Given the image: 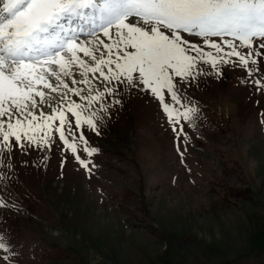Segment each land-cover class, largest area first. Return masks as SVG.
Masks as SVG:
<instances>
[{"label": "rangeland", "instance_id": "obj_1", "mask_svg": "<svg viewBox=\"0 0 264 264\" xmlns=\"http://www.w3.org/2000/svg\"><path fill=\"white\" fill-rule=\"evenodd\" d=\"M61 23L90 27L84 21ZM78 34L81 41L93 39ZM213 39L219 42L220 38ZM199 46L216 56L211 47ZM254 58L259 71L249 76L235 56L226 57L233 63L218 68L205 56L208 62H199V77L182 89L190 98L188 107L199 112L179 123H169L159 102L137 90L124 89L120 104L114 100L121 97L105 95L102 102L110 105L105 110L100 102L89 106L71 92L57 104L51 100L59 99L57 93L37 85L48 93L45 98L53 107L71 118L73 135L83 133L87 146L97 151L88 155L76 139L74 155L56 131L59 119L42 121L38 112L37 126L28 131L35 142L23 139V132L19 143L10 138V149L0 140V205H7L0 206V243L7 248H0V264H252L264 260V87L254 83L264 77V57ZM74 75L79 79L78 71ZM91 84L92 95L116 86L103 78ZM70 86L88 95L86 85ZM166 99L173 109L187 111L184 101L177 105ZM73 100L84 106L77 110L82 121L78 129L67 111ZM40 110L51 114L47 105ZM86 119L96 124L95 131L83 123ZM65 136L72 142L67 131ZM224 184L239 192L223 197ZM125 187L133 193L122 201L123 207H116L112 197ZM245 189L247 194L241 195ZM143 225L153 226L154 232Z\"/></svg>", "mask_w": 264, "mask_h": 264}, {"label": "snow or ice", "instance_id": "obj_2", "mask_svg": "<svg viewBox=\"0 0 264 264\" xmlns=\"http://www.w3.org/2000/svg\"><path fill=\"white\" fill-rule=\"evenodd\" d=\"M64 20L69 24L84 21L90 27H66L61 23ZM80 32L93 39L81 41ZM189 37L199 40L193 42ZM213 38H220L219 42ZM200 43L214 49L216 56L206 53ZM241 48L248 51L242 53ZM261 49L264 0H0V140L10 149V138L19 143L23 132V139L35 142L28 131L37 126L34 122L38 112L42 121L59 119L56 131L74 155L76 139L85 145L83 151L91 155L97 149L87 146L83 133L73 135L71 118L53 107L45 98L48 93L37 85L57 93L58 100L51 97L57 104L71 92L89 106L100 102L105 110L110 107L102 102L105 95L121 97L114 100L120 104L124 89L137 90L159 102L169 123H179V119L189 120L199 112L188 107L190 98L183 95L182 89L199 77V62H208L205 56L210 57L213 68L233 63L226 57L235 56L238 65L251 76L259 71L254 57H264ZM76 71L79 79L74 75ZM98 78L109 84L116 82L115 88L107 87L92 95L95 89L91 82ZM261 80L264 77L254 83L264 87ZM70 84L86 85L88 95ZM166 96L177 105L184 101L182 107L187 111L173 109ZM42 105H47L51 114L40 110ZM83 107L74 100L67 106L77 129L82 123L77 110ZM173 111L177 112L176 117L172 116ZM66 123L65 131L72 136V142L61 130ZM83 123L95 131L96 124L91 119ZM75 158L87 168L79 155ZM0 248L7 250L5 243H0Z\"/></svg>", "mask_w": 264, "mask_h": 264}, {"label": "trees", "instance_id": "obj_3", "mask_svg": "<svg viewBox=\"0 0 264 264\" xmlns=\"http://www.w3.org/2000/svg\"><path fill=\"white\" fill-rule=\"evenodd\" d=\"M224 188H226L225 190L227 191V192H225V190H224V192H225V194H224V192H223V197H227V196H229V195H231V194H235V193H238L239 192V190L236 188V187H234V186H232V185H229V184H224ZM228 191H230V193H228ZM243 191V190H242ZM247 191H246V189L244 190V192H241L242 194L241 195H246L247 193H246ZM133 193V190H130V189H128V188H125L124 189V191H123V193L121 194V197L122 198H126L128 195H131ZM118 206H120L121 205V207H123L122 206V204L121 203H119L118 202V204H117ZM144 226V228H146V229H148L149 231H151V232H154V227L153 226H148V225H143ZM252 264H264V261L263 260H257V261H255L254 263H252Z\"/></svg>", "mask_w": 264, "mask_h": 264}]
</instances>
